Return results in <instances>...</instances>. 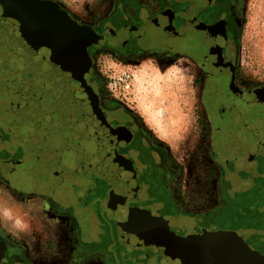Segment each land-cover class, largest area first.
I'll return each mask as SVG.
<instances>
[{
	"label": "flooded vegetation",
	"instance_id": "flooded-vegetation-1",
	"mask_svg": "<svg viewBox=\"0 0 264 264\" xmlns=\"http://www.w3.org/2000/svg\"><path fill=\"white\" fill-rule=\"evenodd\" d=\"M39 1L58 17L56 36L33 24L0 23V183L18 200L51 212L65 229L60 226L61 242L47 245L51 255L37 257L22 235L0 223V264H168L136 239L130 223L135 208L164 216L184 235L223 229L231 200L264 199V191L256 192L258 185L264 188V103L258 101L264 90L240 80L237 0H154V12L141 0H117L111 29L77 19L54 0ZM168 9L182 45L192 30L196 48L202 42L208 47L194 57L208 79L219 125L212 146L222 170L219 204L201 214V204L186 200L182 162L169 142L105 94L96 73L103 49H116L125 37L140 44L139 37L149 36L143 10L158 23L154 32L165 36ZM30 36L31 43L24 41ZM182 45L174 55L184 51ZM241 219L246 229L225 230H239L264 254L247 232L250 222Z\"/></svg>",
	"mask_w": 264,
	"mask_h": 264
},
{
	"label": "rangeland",
	"instance_id": "rangeland-1",
	"mask_svg": "<svg viewBox=\"0 0 264 264\" xmlns=\"http://www.w3.org/2000/svg\"><path fill=\"white\" fill-rule=\"evenodd\" d=\"M141 1L150 12L156 10L152 4L154 0ZM54 2L89 25L100 29L112 28L110 18L117 0ZM237 10L242 21L239 40L240 80L242 85H263L264 90V0H237ZM167 16L170 17L171 25L166 27V34L161 37L154 32V26L158 23L151 22L148 10H143L149 36L146 34V37H139L140 44L125 37L118 41L116 49L111 46L103 49L97 57L96 73L102 78L105 94L138 114L145 124L169 142L182 162L181 182L189 196L186 200L201 204L197 211L201 214L219 204L217 189L222 170L216 159L217 150L212 146L219 125L207 97L208 79L195 59L204 54L208 47L206 42H202L201 48H196L198 36L192 30L186 32H189V39L182 45L181 40L174 35L173 11L168 9ZM181 45L184 51L174 55V50ZM258 101L264 103V96L258 98ZM261 168L264 170L263 164ZM261 190L264 191V188L258 185L256 192L261 194ZM192 197L194 200H190ZM230 208V221L226 220L220 227L226 229V226L236 225L246 229L240 222L241 217H244L243 223L250 222L247 232L257 237L258 244L264 248V199L250 202L231 200ZM33 210L36 208L22 205L11 190L0 183L2 227L7 229V224L12 225L8 230L13 235H21L22 229L24 232H32L34 238L27 241L30 249L39 248L38 252L33 251L32 254L37 253V257L49 256L51 254L48 250L51 248L47 245H55L62 230L56 225V218L51 212L44 211L35 215ZM60 223L65 229L64 223Z\"/></svg>",
	"mask_w": 264,
	"mask_h": 264
},
{
	"label": "water",
	"instance_id": "water-1",
	"mask_svg": "<svg viewBox=\"0 0 264 264\" xmlns=\"http://www.w3.org/2000/svg\"><path fill=\"white\" fill-rule=\"evenodd\" d=\"M39 0H0V23L38 27L39 33L56 36L58 17ZM65 17L72 20L68 13ZM34 36L24 41L31 43ZM130 223L136 239L161 253L168 264H264V254L253 249L236 229L191 230L179 235L162 215L135 208Z\"/></svg>",
	"mask_w": 264,
	"mask_h": 264
},
{
	"label": "crops",
	"instance_id": "crops-1",
	"mask_svg": "<svg viewBox=\"0 0 264 264\" xmlns=\"http://www.w3.org/2000/svg\"><path fill=\"white\" fill-rule=\"evenodd\" d=\"M19 201H21L22 205H24L25 207H27V206H31V207H33V206L30 205V203L27 202V201H23V200H19ZM39 212H40V210L36 209V210H33L32 213H35V215H38ZM36 213H37V214H36ZM56 225L60 227V226H61V223L58 222V223H56ZM10 226H12V225H10ZM10 226L7 224V229H9L8 227H10ZM61 227H62V226H61ZM61 227H60V228H61ZM62 228H63V227H62ZM21 235H22V237H23V239H24L25 241H29L30 239L34 238L32 232H24L23 229L21 230ZM62 235H63V234L60 233V238H61V239H63V238H62ZM61 239H59V242L62 241ZM34 249H36V250H34ZM34 249H33V251H37V252L39 251V248H34Z\"/></svg>",
	"mask_w": 264,
	"mask_h": 264
}]
</instances>
